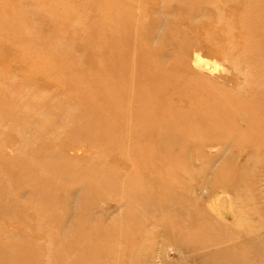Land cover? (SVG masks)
<instances>
[{"label":"rangeland","instance_id":"rangeland-1","mask_svg":"<svg viewBox=\"0 0 264 264\" xmlns=\"http://www.w3.org/2000/svg\"><path fill=\"white\" fill-rule=\"evenodd\" d=\"M86 1L82 4L81 0H64L63 4H55L50 0H24L26 3L22 5L23 17L17 33L27 38L23 45L38 48L44 42L50 44L51 41L55 43L60 40L55 35L45 34L41 43H35L31 37L42 36V26H55L53 20L56 21V14L63 7L70 13L65 20L73 21L80 14L86 16L81 10L82 6L92 11L98 0H94L91 5ZM119 1L123 12L117 17L125 23L124 34L134 32L144 37L142 44L149 46L150 51L145 49L142 55L159 56L158 66H163L165 75L178 68L176 60H173L177 52L163 48L156 53L154 48L161 42L164 44L162 34H188L192 35L190 37L196 35L197 38L185 56V66L193 78L199 76L231 90L242 84L243 72L235 71L228 56L214 53L204 35L211 26H223L218 34H227L225 28L236 20L231 9H237L244 0L237 2L234 8L228 5L232 0H191V3L182 0L179 3L180 9H175V3H170L172 0ZM47 6L55 9L52 14L48 12L52 7L47 10ZM165 6L169 8L165 9ZM108 11L107 7L105 13ZM100 21L109 23L106 16ZM57 22L58 26L62 24ZM82 35L76 36L92 40L102 34H96L93 30L90 34ZM76 42L77 39H64L56 45L55 50H45L43 53L53 54L58 49L59 53L65 54L61 49ZM7 49L10 52L9 47ZM198 56L202 62L196 61ZM88 58L80 46L74 49L72 60L83 63V70L93 73L97 69ZM96 58L101 61L103 56ZM68 62L69 59L62 64L63 67ZM252 65L254 63L248 67ZM25 68L10 63V81L0 87L5 102L0 108L7 110V116L5 113L0 114V137L5 140L3 147L0 146L3 149L1 154L3 159L20 156L18 163L6 159L4 165L0 164V186L9 194L0 204V218L9 207V198L13 199L12 212H18V205L25 204L31 207L26 209V217L33 215L32 207L40 197L34 195L33 188L39 189L41 185L37 186L36 182L31 188L24 183V164L30 167L28 164L44 160L46 168L48 162L54 161L61 163L60 171L54 174L56 179L52 196L56 198V203L46 205L38 216L44 219L43 223L51 227V232L55 234L61 231L72 233L70 229L74 230V234L82 231L85 234L95 233L101 238L91 240L101 247H96V250L104 248L108 252L117 253V264H224L230 255L237 257L240 253V257L249 264H264V147L247 146L241 138L234 143L212 141L204 144L188 141L183 151L189 157L181 162L132 164L128 157L125 162L108 164L105 151L100 160L99 149L89 151L82 142L85 137L82 126L86 122L81 112L86 106L77 102L76 93L52 81L28 78ZM142 73L146 71L143 69ZM35 74H38L36 70ZM162 83L164 79L158 75L156 85ZM142 85L136 83V89ZM127 99L130 104L133 102L130 96ZM172 100L175 110L188 106L185 99ZM130 108L133 111L135 109L134 106ZM21 114H24L23 119ZM147 121L154 125L164 122L160 118ZM67 132L73 133L69 136ZM139 132H143L141 126L136 128L133 139L139 138ZM235 135L241 137L240 134ZM142 146L148 152L154 151L150 150L148 143ZM109 158L113 159V156ZM87 161L90 167L94 166L93 162L99 161L108 164H103L106 169H117V190L113 187L108 191L109 194L101 196L85 193L89 184L84 187L78 175L73 176L72 172L62 166H72L78 170ZM135 167L155 170L137 173L133 171ZM12 185L16 189H12ZM144 190L149 192L143 193ZM143 196L150 203L146 199L144 201ZM2 228L4 233L0 234L1 242L22 243L21 231L14 222ZM40 242L46 246L47 241L41 239ZM78 254L79 251L74 248L70 250L69 256L77 257ZM47 256V251L43 249L40 264L49 263H46ZM108 260L110 264L116 262L114 258L108 257Z\"/></svg>","mask_w":264,"mask_h":264},{"label":"bare ground","instance_id":"bare-ground-1","mask_svg":"<svg viewBox=\"0 0 264 264\" xmlns=\"http://www.w3.org/2000/svg\"><path fill=\"white\" fill-rule=\"evenodd\" d=\"M50 1L63 4L64 0ZM180 1L182 0H172L170 3H175V9H180ZM188 1L191 3V0ZM239 1L226 2L234 8ZM87 2L91 5L95 1L87 0ZM24 3H26L24 0H0V65L2 66H0V87L1 84L6 85L10 81L8 67L10 63H14L21 69L26 66L28 78L38 77L41 80L52 81L59 87L75 92L77 102L86 106L81 112L86 122L82 126L85 132L82 142L86 144L89 151L99 149L95 151H98L100 160L105 151L109 159V162L106 159L108 164L125 162L128 157L132 164L152 165L155 161L177 163L189 157L183 151L188 141L204 144L212 141L234 143L241 138L247 146L264 147V0H244L237 9H231L236 20L225 28L228 31L227 34H218L221 32L219 29L224 28L223 26L218 28L211 26L204 35L207 45L214 53L228 56L235 71L243 72L242 84L232 90L211 81H205L198 78L199 76L193 78L194 76H191L193 74H189L185 66V56L189 46L197 41L196 35L190 37L192 35L162 34L161 39L165 42L157 45L154 52L157 53L163 48L174 49L177 57L173 60H176V65L178 64V68L170 71L171 74L165 75L163 66H158L159 56L142 55L145 49L150 51L149 46L142 44L144 37L141 38L134 32L124 34L125 23L117 17L123 12L122 3L119 0H98L94 3L92 11H88L87 6L84 5L81 10L86 13V16L80 14L72 19L73 21L65 20L66 15L70 13L63 7L62 11L56 14V21L53 20L56 23L55 26H42L40 31L44 34L31 37L35 43H41L45 34L55 35L61 39L55 43L51 41L50 44L48 41L44 42L43 46L40 45L38 48L25 47L23 44L27 38L22 36L23 34H17L19 33L18 25L23 17L21 9ZM51 3L48 4L51 5ZM81 3H85V0H81ZM51 7L47 6L46 9ZM107 7L109 11L105 13ZM53 10L55 9L52 7V10L48 12L52 14ZM245 14L247 16H244ZM104 16L109 23L100 21ZM57 21L62 24L58 26ZM93 30L96 34L102 35L92 40L77 37L78 34H83L82 37L90 34ZM72 34L75 35L70 36ZM64 39H77V42L69 43L62 48L65 54L59 53L58 49L53 54L43 53L45 50H55L56 45ZM77 46H80L89 56L91 65L97 69L93 73L83 70V63L72 60V54ZM97 56H103V59L98 61ZM68 59V65L63 67L62 64ZM196 59L202 62L199 56ZM251 63H254V66L248 67ZM37 66L41 67L37 68ZM143 69L146 73H142ZM35 70L38 74H35ZM158 75L164 79V83L160 85H156ZM136 83L143 85L136 89ZM2 93H0V107L5 103ZM127 96L132 98L131 104ZM171 98L185 99L188 106L175 110ZM133 106L134 111L130 108ZM6 111L0 108L1 115ZM125 112H131V114ZM5 116H7L6 113ZM20 116L21 119L24 118V114ZM154 118L163 119L164 122L154 125L147 121ZM137 120H146V122L139 123ZM139 126L142 127L143 132H139V138L133 139L136 135L134 132L136 128L139 129ZM72 133L67 132V135L71 136ZM235 134H240L241 137ZM68 139L72 138L68 137ZM145 143H148L150 150L154 151H146L148 149L142 146ZM4 144V138L0 137V146ZM2 150L0 148L1 165H4L6 159L14 163L19 162L20 156L17 155L3 159ZM109 156H113V159ZM96 162H93L94 170L90 167L89 161L78 170L72 166H62L72 172L73 176L78 175L80 180H83L84 187L89 184L85 193L91 192L101 196L109 194L108 191H111L113 187L117 190L116 180L119 174L117 169L110 167L106 169L103 165L106 162L102 164L99 161ZM28 165L30 167L24 164L23 181L31 188L38 182L37 186L41 185V187L33 188V192L40 197L36 199V204L31 210L33 215L29 218L26 217L25 211L31 207L19 204L18 212H12L13 199L9 198L11 199L9 207L3 211L0 218V228L7 226L11 221L14 222L17 229L21 231L23 241L21 244H12L9 240H6L9 241L6 243L1 242L3 240L0 239V264H40L43 249L48 253L46 263H49L47 264L52 262L53 264L54 262L56 264H110L108 257L114 258L117 264V253L108 252L104 248L96 250V247H101L91 240H101V238H98L95 233L85 234L82 231L74 234L73 229H70L72 233L51 232L52 228L43 223L44 219L38 214L44 211L46 205L56 203L52 190H54L56 179L54 174L60 171L61 163L48 162L46 168H44V160ZM152 170L155 169L144 167L133 169L137 173L152 172ZM12 189L16 187L12 185ZM146 191L149 192L144 190L143 193ZM8 196L3 186H0V204ZM143 198L145 201L146 198L144 196ZM146 200L150 203L148 199ZM2 233H4L3 228L0 230V234ZM41 239L48 242L46 246L41 244ZM74 248L79 251V254L77 257H70V250ZM240 256L241 253L237 257L230 255L229 260L224 264H249Z\"/></svg>","mask_w":264,"mask_h":264}]
</instances>
